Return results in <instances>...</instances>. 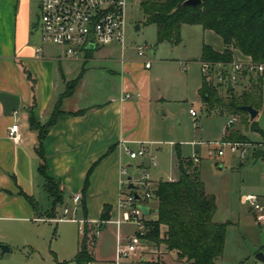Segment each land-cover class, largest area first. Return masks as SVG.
<instances>
[{
    "label": "rangeland",
    "instance_id": "1",
    "mask_svg": "<svg viewBox=\"0 0 264 264\" xmlns=\"http://www.w3.org/2000/svg\"><path fill=\"white\" fill-rule=\"evenodd\" d=\"M37 7L34 6V37L40 42L39 18ZM126 24L124 28L123 46L116 44L97 46L94 49L95 62L86 67L88 71L81 73V68L71 67L68 75L86 79L88 92L95 97H106L108 93L118 88L117 73L121 59L134 61H151V67L145 69L153 79L156 101L149 106L150 140L154 143L145 146L146 155L132 160V167H127L121 192L134 191L138 195L143 193L141 179L146 172L149 179L157 182L177 177L176 151L178 145L182 156L196 152L200 158L201 179L205 191L216 197V210L213 215L215 222H228L225 243L222 255L216 260L217 264H264L255 260L259 250H264V226L259 225L254 213L240 202L243 194H264V158L254 162L253 152L255 143L262 141L259 131L251 130L250 126L242 124L235 114H228L225 109L216 108L207 111L201 104L198 95L200 80V65L196 61L200 57L201 45L204 41V31L199 25L184 24L181 26V40L172 45L166 41L158 42L156 26L145 22L144 14L140 8V0H128L125 10ZM211 32V31H210ZM214 39L220 41L213 31L210 33ZM58 49L57 47H55ZM142 48L143 57H138L137 50ZM90 49V50H93ZM89 52V50H84ZM235 52V57H241ZM125 63H128L127 61ZM184 65V69H183ZM255 77V76H254ZM244 88L249 89L248 78H242L236 84V93ZM79 89H77L78 92ZM223 92V91H222ZM223 97L225 94L223 92ZM189 108H193L197 115L191 116ZM230 118H235L231 126H227ZM257 126L264 131V89H262V102L257 116L253 119ZM240 132L250 143L246 153L241 159L237 152H231L224 147L222 156L216 155L218 145L224 141L227 132ZM246 134V135H245ZM227 140V139H225ZM195 142V146L191 143ZM198 142V143H197ZM194 144V143H193ZM139 148H134L137 151ZM166 149V150H165ZM150 156L154 157L156 166H151ZM137 161V162H136ZM136 163H139L138 166ZM221 166L219 169L218 166ZM131 176V180L127 177ZM136 189H129V183ZM117 209L110 220L106 221L94 244V259L113 258L117 247V228L112 220L118 215ZM42 198L39 213L46 218L48 203L47 195ZM264 205V196L260 198ZM67 206L70 213L65 219L63 209ZM137 206H146L148 213L146 219L156 218L157 201L153 192L150 198H141ZM49 209V208H48ZM55 219L37 221L1 220L0 221V264H75L73 257L78 248V223L72 218L83 217L81 203L74 204L68 194L64 196V203L57 205ZM38 217V213L35 214ZM138 225L123 222L118 230L121 246L134 234ZM1 246H8L9 251L4 252ZM151 248L148 247L147 250ZM174 254L161 257L163 264H182L174 261ZM120 264H147L140 258L133 260L122 259Z\"/></svg>",
    "mask_w": 264,
    "mask_h": 264
},
{
    "label": "crops",
    "instance_id": "2",
    "mask_svg": "<svg viewBox=\"0 0 264 264\" xmlns=\"http://www.w3.org/2000/svg\"><path fill=\"white\" fill-rule=\"evenodd\" d=\"M40 1L0 0V91L20 97L19 109L8 116L3 114L0 102V221L46 219L36 217L32 206L19 194L22 190L41 207L46 193L44 179L37 170L40 162L35 151L37 131L29 127L27 110L33 105L36 121L44 124L64 92L66 82L88 71L90 67L86 65L96 61L94 49L78 58H64L59 47L41 44L34 37V6L38 15ZM203 31L202 44L218 52L225 49L221 38L218 41L210 35L211 30ZM38 46L42 47L39 53L36 52ZM126 61L120 64L117 73L118 88L106 97L94 98V95L86 94L89 93L87 82L81 77L73 93L61 99L64 113L43 140L48 175L60 182L64 196L68 194L72 202L77 193L85 199L88 220H98L105 204L111 206L110 219L115 214L125 179L120 169L125 164L132 167V160L138 158L131 159L125 148L134 150L154 143L150 140L149 106L156 101V90L151 75L145 70L151 66L145 68L143 61ZM196 61L200 63L199 59ZM73 66L82 71L75 77L68 75ZM201 82L200 70L197 91ZM232 88L236 91V85ZM80 109L86 111L70 114ZM13 124H18L20 139L17 141L8 136ZM261 134L262 141L255 143L254 152L264 143V131ZM111 147L112 151L108 153ZM94 164L89 184L83 192L86 175ZM113 260L105 258L96 262Z\"/></svg>",
    "mask_w": 264,
    "mask_h": 264
},
{
    "label": "trees",
    "instance_id": "3",
    "mask_svg": "<svg viewBox=\"0 0 264 264\" xmlns=\"http://www.w3.org/2000/svg\"><path fill=\"white\" fill-rule=\"evenodd\" d=\"M185 0H140V8L145 22L156 26L157 41H166L175 45L181 40V26L184 24L199 25L203 30H211L222 39L225 49L215 51L211 46L202 44L200 61L230 63L235 59V52L250 57L255 63L264 62V0H200V3L184 5ZM81 74L65 84V90L56 102L49 119L41 124L36 121L33 105L28 108L29 127L37 131L36 154L40 160L37 170L43 177V187L47 193L50 207L46 218L55 219L57 205L64 203V194L59 181L52 179L47 173L46 155L43 140L57 119L64 113L61 110V99L70 96L77 86ZM249 89L239 94L235 89L221 88L212 80L202 76L199 96L201 104L207 111L216 108L225 109L241 119L242 124L251 130L261 129L250 119L249 114L241 109L243 105H252L259 110L262 102V86L264 75H249ZM225 97H223V92ZM80 109L70 114H83ZM232 125V124H231ZM230 125V126H231ZM227 132L225 141H246L240 132ZM112 147L108 149V153ZM177 177L173 180H159L155 183L153 195L157 201L156 218L146 219L144 215V238L152 243L157 255L150 257L147 264H163V255L174 254L175 262L182 264H217L222 255L225 233L228 222H215L213 215L216 210L215 196L207 194L201 179L200 167L190 156H182L179 146L175 148ZM95 164L89 169L82 191L89 184V176ZM25 200L38 213V202L19 191ZM82 219H87L85 199H81ZM111 206L105 204L100 212L99 220L108 221ZM96 237L92 234V226L85 224V232L79 236L77 252L73 257L75 264L95 262L94 244ZM58 264H65L58 263ZM237 264H244V261Z\"/></svg>",
    "mask_w": 264,
    "mask_h": 264
},
{
    "label": "built area",
    "instance_id": "4",
    "mask_svg": "<svg viewBox=\"0 0 264 264\" xmlns=\"http://www.w3.org/2000/svg\"><path fill=\"white\" fill-rule=\"evenodd\" d=\"M128 0H41L39 5V37L41 44H50L60 48L61 56L64 58H78L85 54L84 50L89 43H93L94 47L116 44L123 46L124 28L126 24L125 10ZM92 48V49H93ZM42 47L38 46L36 52H41ZM138 57L144 56L142 48L137 50ZM124 62V59H121ZM200 70L202 76L206 80H212L214 84H218L223 90L227 88V80L230 78L232 85H236L242 78L249 75H264V62L255 63L250 57H235L230 63L207 62L200 61ZM151 61H144V67L149 68ZM184 68V65H183ZM191 116H196L193 108L189 109ZM234 122V118H230L227 126ZM9 138L14 141L20 139L18 133V124L9 127ZM195 144V143H194ZM250 143L243 141H222L218 145L220 148L216 150L217 156H222L225 152L224 147H228L231 152H237L241 159L244 158L246 147ZM259 148L264 150V143ZM126 152L131 159L143 156L147 149L140 147L137 151L126 147ZM190 157L195 163L200 158L196 152ZM264 158V156L260 157ZM151 166H156L154 157H151ZM120 173L127 175V168L121 167ZM168 180H173L169 178ZM143 193L138 195L134 191L121 192L118 204V215L113 218L112 222L117 228V247L115 250V259L108 263L91 262L89 264H120L122 259L133 260L140 258L141 261H149L150 257L157 255V250L152 243L148 242L144 235L146 233L144 227V213L140 203L141 198L148 199L151 197L155 183L149 179V175L145 172L141 179ZM137 194V198L136 195ZM81 195L75 194L73 203L76 205L80 202ZM260 197L257 194H243L240 196V202L246 205L253 213L256 222L264 226V205L260 203ZM70 213L67 206L63 209L64 216L57 220L65 219V215ZM78 223V232L83 235L85 232V224L92 226V234L98 237L102 230V226L106 221L75 219ZM110 220V219H109ZM123 222H131L138 225L137 230L127 239L124 246L120 245L118 230ZM150 247V250L147 248Z\"/></svg>",
    "mask_w": 264,
    "mask_h": 264
},
{
    "label": "water",
    "instance_id": "5",
    "mask_svg": "<svg viewBox=\"0 0 264 264\" xmlns=\"http://www.w3.org/2000/svg\"><path fill=\"white\" fill-rule=\"evenodd\" d=\"M199 3H200V0H185L183 4L195 6ZM93 47H94L93 43H89L87 45V48H89V49H92ZM230 89H232V82H231V79L229 78L227 80V90H230ZM0 102H1L2 107H3V114L5 116H8V115L16 112L19 109L20 97L18 95H15V94L0 91ZM241 109L246 111L249 114L250 119H254L258 114V110L255 109L252 105H243V106H241ZM262 156H264V150H262L261 148L256 149L254 152V161L256 162ZM128 180H131V176L128 177ZM128 188L129 189H136L137 187L130 182L128 184ZM135 196H136V198L138 197L137 194ZM141 209L145 215L149 211L146 206H141ZM1 248L4 252L9 251L8 246H1ZM255 260L258 262H264V250L261 249L256 253Z\"/></svg>",
    "mask_w": 264,
    "mask_h": 264
}]
</instances>
